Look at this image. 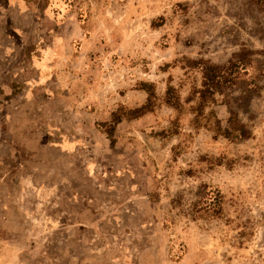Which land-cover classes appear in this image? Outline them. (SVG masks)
Returning <instances> with one entry per match:
<instances>
[{
    "label": "rangeland",
    "instance_id": "obj_1",
    "mask_svg": "<svg viewBox=\"0 0 264 264\" xmlns=\"http://www.w3.org/2000/svg\"><path fill=\"white\" fill-rule=\"evenodd\" d=\"M27 1L0 0V264H264V5ZM242 49L195 127L192 61Z\"/></svg>",
    "mask_w": 264,
    "mask_h": 264
},
{
    "label": "trees",
    "instance_id": "obj_2",
    "mask_svg": "<svg viewBox=\"0 0 264 264\" xmlns=\"http://www.w3.org/2000/svg\"><path fill=\"white\" fill-rule=\"evenodd\" d=\"M256 3L264 5V0H256ZM247 53L246 50L242 49L226 66L222 67H217L203 60L192 61V66L200 68L202 77L200 87L192 91V96L196 97L195 104L191 106L192 112L195 113V117L192 120V124L195 127L201 124L200 119L203 117L205 107L209 104L218 102L216 96L224 95L225 90L233 87L238 77L247 70L246 67L250 64V61L245 58ZM145 88L148 93L147 102L140 108L128 110L127 114H130L132 117H135V114L138 112H146L152 108V90L149 88V85H145ZM171 92L169 87L167 90V100L177 107V97L174 94L172 95ZM120 120L121 117L113 114L112 126L107 131L109 136L112 137L113 127L120 122ZM211 128L216 134L223 135L227 138H248L250 134L245 125L239 122L237 114L233 110H229L226 127H222L219 120L216 119L214 124L211 125Z\"/></svg>",
    "mask_w": 264,
    "mask_h": 264
},
{
    "label": "crops",
    "instance_id": "obj_3",
    "mask_svg": "<svg viewBox=\"0 0 264 264\" xmlns=\"http://www.w3.org/2000/svg\"><path fill=\"white\" fill-rule=\"evenodd\" d=\"M5 2V5L9 8V9H15L16 12L23 14L22 12H26L28 11V9H30V4L27 0H3ZM74 143L71 141H63V143H61V147L64 150H70L72 148H74Z\"/></svg>",
    "mask_w": 264,
    "mask_h": 264
}]
</instances>
